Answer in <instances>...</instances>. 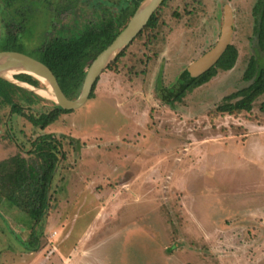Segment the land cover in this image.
Segmentation results:
<instances>
[{"label":"rangeland","instance_id":"1","mask_svg":"<svg viewBox=\"0 0 264 264\" xmlns=\"http://www.w3.org/2000/svg\"><path fill=\"white\" fill-rule=\"evenodd\" d=\"M255 1L165 0L156 28L128 45L118 72L105 69L93 97L44 129L0 107V160H31L42 134L61 142L50 207L38 223L0 195V264H73L77 254L81 264H264V92L249 111L208 116L252 89L264 66ZM24 2L35 13L19 39L28 55L51 37L81 32L104 7L125 25L137 9L131 0H0V50ZM225 6L234 67L164 104L155 79L161 73L170 86L214 46ZM13 77L49 88L26 73ZM27 91L41 100L24 106L26 114L58 107L51 95Z\"/></svg>","mask_w":264,"mask_h":264},{"label":"trees","instance_id":"2","mask_svg":"<svg viewBox=\"0 0 264 264\" xmlns=\"http://www.w3.org/2000/svg\"><path fill=\"white\" fill-rule=\"evenodd\" d=\"M140 1L131 0L136 7ZM164 1L161 5H163ZM158 8L134 39L140 37L144 32L156 28L159 20ZM24 10L26 9L24 8ZM251 14L257 46L264 55V0H256L254 2ZM124 26L125 23L120 13H113V11L109 13V10L105 8L99 23L91 24L83 31L70 37L60 35L51 37L43 41L34 50L29 51L30 56L47 65L56 76L62 91L72 98L71 95L81 87L87 66L99 52L111 43ZM26 27L19 23V33L23 35V31L26 32ZM16 36L15 33L8 35L2 50L23 52V45ZM128 45L106 69L118 72L117 63L119 58L125 53ZM237 57L238 51L230 43L217 62L198 76H191L184 69L170 86H166L161 83L162 77L160 73L155 79L156 95L164 104L173 105L175 101L181 100L187 93L207 83L217 74L218 70L228 71L232 69ZM28 82L33 85L37 84L34 81ZM96 82L89 98L93 97ZM263 92L264 66H261L254 78L252 89L235 101L225 100L220 102L213 110L208 112V116L213 119L223 114L238 115L243 111H249L254 99ZM17 93H19V96ZM20 93L26 95L24 99ZM13 96L19 97V101L15 102ZM39 100H41L40 96L0 78V107L8 106L11 112L25 116L35 127L44 129L54 123L62 113L70 111L55 107L49 111L40 112L38 115L24 112V106L33 105ZM34 146L32 151L34 158L31 160L18 154L0 160V195L10 204L26 211L34 222L38 223L50 207L49 201L51 198L48 191L58 163V147H61V142L54 135L46 133L36 138ZM36 240L37 238L33 243L37 242Z\"/></svg>","mask_w":264,"mask_h":264},{"label":"water","instance_id":"3","mask_svg":"<svg viewBox=\"0 0 264 264\" xmlns=\"http://www.w3.org/2000/svg\"><path fill=\"white\" fill-rule=\"evenodd\" d=\"M164 0H149L141 8L144 0H141L133 15L129 18L126 25L119 31L115 38L90 62L85 71V75L76 98L68 97L61 89L53 71L40 60L15 50H0V78L5 79L17 86L34 93L43 95L40 90L47 91L51 95L59 108L72 110L81 107L88 99L93 85L98 80L100 74L116 58V56L137 36L144 28L151 15L157 10ZM232 12L229 6H225L224 19L220 36L212 48L190 62L185 70L191 76H198L212 67L227 46L230 44L232 34ZM12 69L17 73H26L38 78L48 84L49 88H39L18 80L2 76L4 72ZM45 95V96H47Z\"/></svg>","mask_w":264,"mask_h":264},{"label":"flooded vegetation","instance_id":"4","mask_svg":"<svg viewBox=\"0 0 264 264\" xmlns=\"http://www.w3.org/2000/svg\"><path fill=\"white\" fill-rule=\"evenodd\" d=\"M15 0H7V3H6V5L7 6H11L12 5V3L14 2ZM133 2V1H132ZM23 7V8H22ZM24 8L26 9V10H24ZM106 7H104V8H102V14L101 15H99V18L97 19V20H95V21H91V22H89V23H86V26L82 29V31L87 27V26H89V25H91V24H94V23H99L100 22V20H101V16L103 15V10L105 9ZM106 9H108V8H106ZM24 10V11H23ZM109 10V13L111 12V9H108ZM32 14V15H31ZM35 18V13H34V9H33V6H32V4L30 3V2H24V4H22V5H20L16 10H15V22H11V23H13L12 25H15V32H12V29L11 28H13V26H11V28L10 29H7V31H8V34H7V37H8V35H12L13 33H15V35H17L16 36V38L17 39H21L22 37H23V35L21 34V33H19V23H21V24H23V25H25V26H29V24H31V23H33L34 21L33 20H35V19H32V18ZM26 18H28L29 19V22L26 20ZM34 25H36V23H34ZM31 26V25H30ZM7 37L5 38V40L7 39ZM1 47H3V46H1Z\"/></svg>","mask_w":264,"mask_h":264},{"label":"bare ground","instance_id":"5","mask_svg":"<svg viewBox=\"0 0 264 264\" xmlns=\"http://www.w3.org/2000/svg\"><path fill=\"white\" fill-rule=\"evenodd\" d=\"M148 1L149 0H144V2L141 4V8L144 7L147 4ZM16 70H18V69L9 70L7 72H4L1 75L4 76V77H7V78H11L17 72ZM40 91H41V93L43 95H47L48 94L47 91H44V90H40Z\"/></svg>","mask_w":264,"mask_h":264},{"label":"crops","instance_id":"6","mask_svg":"<svg viewBox=\"0 0 264 264\" xmlns=\"http://www.w3.org/2000/svg\"><path fill=\"white\" fill-rule=\"evenodd\" d=\"M78 255H79V254H77V255L75 256V257H77V259H78ZM77 259H76V261H77ZM76 261H74L73 259H71L69 262H70V263H73V264H81L80 261H77V262H76Z\"/></svg>","mask_w":264,"mask_h":264}]
</instances>
